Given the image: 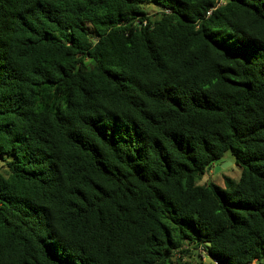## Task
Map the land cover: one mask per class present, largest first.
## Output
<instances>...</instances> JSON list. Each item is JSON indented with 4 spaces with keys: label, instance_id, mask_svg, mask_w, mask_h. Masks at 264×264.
I'll return each instance as SVG.
<instances>
[{
    "label": "trees",
    "instance_id": "obj_1",
    "mask_svg": "<svg viewBox=\"0 0 264 264\" xmlns=\"http://www.w3.org/2000/svg\"><path fill=\"white\" fill-rule=\"evenodd\" d=\"M204 258L264 259V0H0V264Z\"/></svg>",
    "mask_w": 264,
    "mask_h": 264
},
{
    "label": "rangeland",
    "instance_id": "obj_2",
    "mask_svg": "<svg viewBox=\"0 0 264 264\" xmlns=\"http://www.w3.org/2000/svg\"><path fill=\"white\" fill-rule=\"evenodd\" d=\"M146 12L150 15H156L159 11V7L153 3H148L144 6ZM223 164L220 169L215 171L214 167L220 166ZM214 167H211L209 171L206 170L205 174L198 181L199 184H205L208 182H213L223 188V177L227 176L234 181H237L240 176V168L235 164L233 156L228 152L224 155L223 159L214 164ZM205 264H209V259H203Z\"/></svg>",
    "mask_w": 264,
    "mask_h": 264
},
{
    "label": "built area",
    "instance_id": "obj_3",
    "mask_svg": "<svg viewBox=\"0 0 264 264\" xmlns=\"http://www.w3.org/2000/svg\"><path fill=\"white\" fill-rule=\"evenodd\" d=\"M210 13V11H208V14ZM212 262L214 263V264H216V261L215 260H212ZM250 264H264V259L260 262V263H258V262H256V260H254L252 263H250Z\"/></svg>",
    "mask_w": 264,
    "mask_h": 264
},
{
    "label": "water",
    "instance_id": "obj_4",
    "mask_svg": "<svg viewBox=\"0 0 264 264\" xmlns=\"http://www.w3.org/2000/svg\"><path fill=\"white\" fill-rule=\"evenodd\" d=\"M222 166H224L223 164H221L220 166H217V167H214L215 168V171L220 169ZM211 169V167H208L207 168V171H209Z\"/></svg>",
    "mask_w": 264,
    "mask_h": 264
}]
</instances>
